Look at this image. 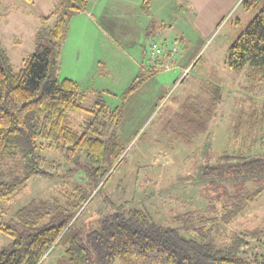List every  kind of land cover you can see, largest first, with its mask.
Segmentation results:
<instances>
[{"label":"rangeland","instance_id":"rangeland-1","mask_svg":"<svg viewBox=\"0 0 264 264\" xmlns=\"http://www.w3.org/2000/svg\"><path fill=\"white\" fill-rule=\"evenodd\" d=\"M234 1L214 0L206 4L207 8L193 5L188 12L189 8L182 9L179 0H157L147 12L142 8V0H91L85 11L72 17L61 46L59 58L63 64L57 79H73L80 84L86 93L82 105L86 110L92 108L98 92L110 91L115 95H103L111 110L118 106L122 112L103 140L107 145L118 143L123 147L122 162L117 170L111 168L104 178H108L107 184L96 194L85 172H72V164L45 150L44 169L57 176H34L17 197L0 202L2 222L11 223L14 214L31 200L57 199L63 205L74 194V188L81 186L90 188L91 200L81 215L80 225L94 224L109 213L111 202L133 206L147 213L153 222L179 229L186 238L196 237V229L201 228L218 248L224 247L235 233L264 229V191L243 213L225 223L220 220L222 204L202 177L206 168L215 166L225 153L262 152L260 143L248 150L251 141L243 142L241 138L249 130L246 124L250 116L264 101V82L255 85L247 80L245 71L230 72L224 60L227 48L246 29L264 0L248 12L241 5L234 6ZM57 2L0 0V43L15 71L34 52L40 18L50 14ZM185 13V18L180 17ZM152 45L160 50L159 54H155ZM137 48H146L144 59L151 65L147 72H138V61H133ZM171 48L176 49L175 60L184 52L187 62L195 58L188 70L184 71L183 66L177 69L175 62L164 64L165 52ZM94 60L105 64L110 72L107 78L92 76L104 70L93 67ZM139 74L143 81L138 90L127 93ZM205 83L221 88L222 100L214 115L207 122L203 120L205 114L203 119L184 121L185 116H179L183 113L181 103L198 95L200 85ZM189 103L199 107L196 102ZM241 112L244 125L235 138L232 126ZM88 117L85 111L70 113L69 125L79 131ZM203 124L204 133L199 134ZM185 134L191 137L176 139ZM196 134L199 135L192 136ZM189 138H194L191 143ZM224 197L222 194L220 199ZM10 243L11 238L0 232V251ZM50 251L41 264H61L62 245ZM113 264H119L118 260Z\"/></svg>","mask_w":264,"mask_h":264},{"label":"trees","instance_id":"trees-1","mask_svg":"<svg viewBox=\"0 0 264 264\" xmlns=\"http://www.w3.org/2000/svg\"><path fill=\"white\" fill-rule=\"evenodd\" d=\"M57 1L53 11L40 18L34 52L24 59L18 71L13 69L0 43V202L17 197L34 176H57L44 169L45 150L72 164V172H85L96 194L107 184L108 178H104L111 168L117 170L123 159L122 146L107 145L103 140L122 113L118 106L111 110L103 95H115L98 92L92 108L86 110L82 106L86 93L79 84L72 79H57L68 22L85 11L89 0ZM152 1L142 0V8L149 12ZM258 2L241 0L240 5L248 12ZM224 62L232 73L245 71L253 84L264 82V5L227 48ZM140 81L141 74L126 92L137 91ZM221 100L220 86L201 84L198 95L181 103L183 113L179 116L190 122L203 119L205 114L203 120L207 122ZM189 102H196L199 107ZM253 103L251 107H255ZM259 106L250 116L246 124L249 130L241 141H251L248 150L260 143L262 152L225 153L202 175L222 204L220 220L225 223L243 213L264 191V101ZM82 111L89 117L76 131L69 125V116ZM242 117L243 112L232 126L235 138L241 134ZM199 129V134L204 133V124ZM193 139L189 138V142ZM91 190L74 188V194L63 205L57 199L31 200L7 225L0 218V232L11 238L8 247L0 251V264H41L59 244L64 251L61 264H113L115 260L119 264H264L262 228L235 233L224 247L218 248L201 228L196 229V237L186 238L179 229L153 222L147 213L133 206L111 202L109 213L94 224L80 225ZM222 194L225 197L220 199Z\"/></svg>","mask_w":264,"mask_h":264},{"label":"crops","instance_id":"crops-1","mask_svg":"<svg viewBox=\"0 0 264 264\" xmlns=\"http://www.w3.org/2000/svg\"><path fill=\"white\" fill-rule=\"evenodd\" d=\"M89 1H91V0H89ZM95 1H99L100 2V0H95ZM102 2L104 1V0H101ZM140 1V0H139ZM156 1L157 0H153L152 1V5H151V8H152V6L154 5V4H156ZM180 2H181V7H182V9H184V8H189V10H188V12H190L191 10H192V8H193V5H194V7H200V8H202V7H204L205 8V6H206V4H212L213 3V1L214 0H179ZM240 2H241V0H235L234 1V3H233V5L234 6H236V5H239L240 6ZM206 8H207V6H206ZM185 15H186V13L185 14H183L182 16H180V17H184L185 18ZM189 17V15L187 14V18ZM192 19H196L195 17H192ZM195 24V23H194ZM210 30L211 29H213L212 27H208ZM214 30V29H213ZM147 43V42H146ZM185 53V54H184ZM183 54L181 53V55L179 54V56H178V58H177V60H175V58H173V56H171V55H169V54H166V62L164 63V64H167L168 65V61L169 62H171L172 63V65H174L173 63L175 62V64H176V68L177 69H181L182 68V66L184 67V71L185 70H188V68H190L191 67V65L193 64V60L195 59V58H193V59H191L190 61H186V55H187V53L186 52H184ZM61 55H62V53H61ZM61 55H60V58H61ZM133 61L134 62H136V61H138V66H139V70H138V72H140V71H142V72H147L148 71V69H149V67L151 66L150 64H149V62H148V65H147V59L145 60L144 58L146 57V48L144 49V48H137L136 50H135V52L133 53ZM61 60V59H60ZM61 62V61H60ZM144 62H145V64H144ZM187 62V63H186ZM62 64H63V61L60 63V66H62ZM95 65H96V67H99V68H103L104 67V70H103V72L102 71H99V73H96V75L95 74H92V76L93 77H95V79H97V78H101V79H103V78H107L109 75H110V72H108V70H107V67L105 66V64L104 63H101V62H96V60H94V62H93V67H95ZM145 70V71H144ZM137 72V73H138ZM89 76H90V74H88ZM92 76L90 77V78H92ZM73 80V79H72ZM77 82V81H76ZM78 83V82H77ZM79 84V83H78ZM79 87H80V84H79ZM80 89H81V87H80Z\"/></svg>","mask_w":264,"mask_h":264},{"label":"built area","instance_id":"built-area-1","mask_svg":"<svg viewBox=\"0 0 264 264\" xmlns=\"http://www.w3.org/2000/svg\"><path fill=\"white\" fill-rule=\"evenodd\" d=\"M152 50L155 52V54H159V52H160V50L158 49H156V46L155 45H152ZM174 52H176V49L175 48H171L170 50L169 49H167L166 50V54H169V55H171V56H175V53ZM153 59V56L151 57V60ZM166 68H168L167 66H166Z\"/></svg>","mask_w":264,"mask_h":264}]
</instances>
